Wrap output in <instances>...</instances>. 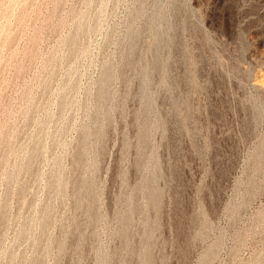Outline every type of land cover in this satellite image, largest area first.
Instances as JSON below:
<instances>
[{
	"label": "rangeland",
	"instance_id": "rangeland-1",
	"mask_svg": "<svg viewBox=\"0 0 264 264\" xmlns=\"http://www.w3.org/2000/svg\"><path fill=\"white\" fill-rule=\"evenodd\" d=\"M0 264H264V0H0Z\"/></svg>",
	"mask_w": 264,
	"mask_h": 264
}]
</instances>
